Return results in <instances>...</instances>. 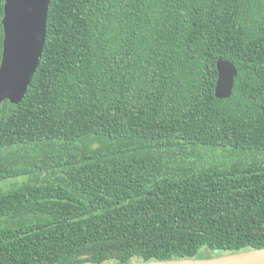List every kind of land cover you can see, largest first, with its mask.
I'll list each match as a JSON object with an SVG mask.
<instances>
[{
  "label": "trees",
  "instance_id": "obj_1",
  "mask_svg": "<svg viewBox=\"0 0 264 264\" xmlns=\"http://www.w3.org/2000/svg\"><path fill=\"white\" fill-rule=\"evenodd\" d=\"M261 249L264 0H51L28 91L0 105V264Z\"/></svg>",
  "mask_w": 264,
  "mask_h": 264
},
{
  "label": "water",
  "instance_id": "obj_2",
  "mask_svg": "<svg viewBox=\"0 0 264 264\" xmlns=\"http://www.w3.org/2000/svg\"><path fill=\"white\" fill-rule=\"evenodd\" d=\"M51 0H6L4 43L0 65V105L20 104L36 74L46 46ZM216 98L233 95L239 72L236 66L220 59L217 63ZM116 264V263H108ZM131 264H264V249L212 259H183Z\"/></svg>",
  "mask_w": 264,
  "mask_h": 264
},
{
  "label": "rangeland",
  "instance_id": "obj_3",
  "mask_svg": "<svg viewBox=\"0 0 264 264\" xmlns=\"http://www.w3.org/2000/svg\"><path fill=\"white\" fill-rule=\"evenodd\" d=\"M21 179L23 180L24 178L13 179V181H16V182H17V181H19V180H21ZM25 179H26V178H25Z\"/></svg>",
  "mask_w": 264,
  "mask_h": 264
}]
</instances>
